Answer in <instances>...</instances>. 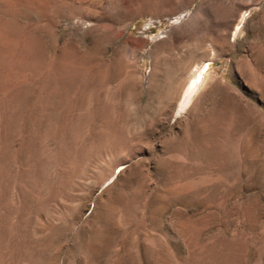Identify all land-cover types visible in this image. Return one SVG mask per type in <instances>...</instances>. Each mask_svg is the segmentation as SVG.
Wrapping results in <instances>:
<instances>
[{"label":"rangeland","instance_id":"rangeland-1","mask_svg":"<svg viewBox=\"0 0 264 264\" xmlns=\"http://www.w3.org/2000/svg\"><path fill=\"white\" fill-rule=\"evenodd\" d=\"M0 264H264V0H0Z\"/></svg>","mask_w":264,"mask_h":264},{"label":"bare ground","instance_id":"bare-ground-1","mask_svg":"<svg viewBox=\"0 0 264 264\" xmlns=\"http://www.w3.org/2000/svg\"><path fill=\"white\" fill-rule=\"evenodd\" d=\"M244 18H245V16L243 15L242 18L240 19V21L238 22V25H237L238 28L242 24ZM203 67H205V63L198 66L194 70L193 74L190 75L188 81L186 82V84H185V86L181 92V95L177 101L176 110H175L176 116L181 114L187 108V106L192 101L195 93L197 92V90H199V87L202 84V78H203V77H201L200 72L203 69Z\"/></svg>","mask_w":264,"mask_h":264}]
</instances>
